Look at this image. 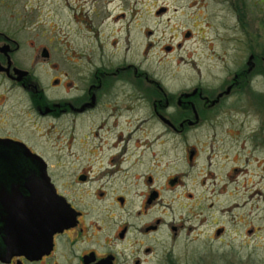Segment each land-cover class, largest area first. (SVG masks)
Instances as JSON below:
<instances>
[{"label": "flooded vegetation", "instance_id": "obj_1", "mask_svg": "<svg viewBox=\"0 0 264 264\" xmlns=\"http://www.w3.org/2000/svg\"><path fill=\"white\" fill-rule=\"evenodd\" d=\"M263 17L264 0H0V264L264 244ZM200 18L222 21L220 80L180 76Z\"/></svg>", "mask_w": 264, "mask_h": 264}, {"label": "rangeland", "instance_id": "obj_2", "mask_svg": "<svg viewBox=\"0 0 264 264\" xmlns=\"http://www.w3.org/2000/svg\"><path fill=\"white\" fill-rule=\"evenodd\" d=\"M219 12H222L219 8L217 9ZM209 11V9H208ZM221 18L219 20H210L207 21L206 19H198L197 21V35L195 37V42L192 43V45H189V49H191L192 56L195 60L196 67H189L183 64L182 69H181V74L180 76L182 78L185 77H195V76H202L208 79H216L222 77V71L220 68V58L216 59L215 55H221V53H214L210 49L208 50L207 45L208 44H221L219 42V38L221 36L218 33V30H222L221 27ZM228 25L230 27L233 26L234 22L232 19L226 20ZM218 23V24H217ZM261 27V33H262V38L264 37V17L261 20L260 23ZM218 35H217V34ZM221 34V33H220ZM230 34L232 32L230 31ZM232 36V35H230ZM212 40V41H211ZM169 73H167L168 75ZM218 80V81H219ZM235 120L236 116H230V115H223L221 116L218 120V123H223V124H228L231 123L230 120ZM249 247H253V245H248ZM255 251H247L245 252V255L241 257L240 254H235L233 255L232 251H228L229 249L225 248L226 251V259H216L211 260L212 262L208 261L204 254L199 256L197 260L191 261L190 264H264V244L256 245ZM204 252V251H203ZM251 254V255H250ZM185 257L183 256V259ZM189 264V263H188Z\"/></svg>", "mask_w": 264, "mask_h": 264}]
</instances>
